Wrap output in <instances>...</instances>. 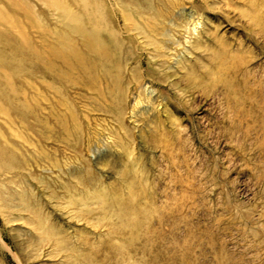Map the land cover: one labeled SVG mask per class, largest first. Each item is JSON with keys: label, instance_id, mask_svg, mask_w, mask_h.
I'll return each mask as SVG.
<instances>
[{"label": "rangeland", "instance_id": "374dc122", "mask_svg": "<svg viewBox=\"0 0 264 264\" xmlns=\"http://www.w3.org/2000/svg\"><path fill=\"white\" fill-rule=\"evenodd\" d=\"M0 264H264V0H0Z\"/></svg>", "mask_w": 264, "mask_h": 264}]
</instances>
